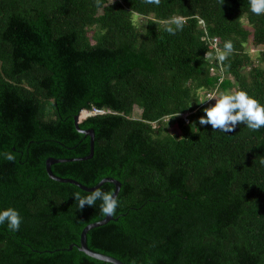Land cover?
Returning <instances> with one entry per match:
<instances>
[{
    "label": "trees",
    "instance_id": "1",
    "mask_svg": "<svg viewBox=\"0 0 264 264\" xmlns=\"http://www.w3.org/2000/svg\"><path fill=\"white\" fill-rule=\"evenodd\" d=\"M173 15L186 23L170 35L160 21ZM213 37L233 43L223 64L205 58ZM263 46L249 0H0V211L22 218L16 232L0 225V264H114L70 248L105 217L101 201L78 209L73 194L91 191L46 170L89 154L74 116L94 108L105 112L80 122L94 156L51 167L90 187L121 182L89 248L127 264H264V128L200 125L215 101L196 95L245 90L264 104Z\"/></svg>",
    "mask_w": 264,
    "mask_h": 264
},
{
    "label": "clouds",
    "instance_id": "2",
    "mask_svg": "<svg viewBox=\"0 0 264 264\" xmlns=\"http://www.w3.org/2000/svg\"><path fill=\"white\" fill-rule=\"evenodd\" d=\"M97 6L100 0H96ZM147 4L159 6L161 0H145ZM250 11L255 15L264 14V0H249ZM200 25L206 22L197 18ZM165 27L164 30L170 35H175L177 31L183 30L186 18L182 15H173L166 20L160 21ZM210 47L213 52H206V59H215L220 64L228 58L234 51L231 40H227L223 44V48L218 46L217 38L210 40ZM196 95L200 97V104L215 101L209 107L203 109L204 115L199 117L200 125H210L212 130L223 132H232L237 125L244 124L252 131H259L264 128V104H261L255 97L251 96L245 90H226L220 91L216 89L208 92L204 89L197 91ZM89 112V110H86ZM91 115V114H90ZM7 161L14 162L15 155L11 152L3 154ZM264 163V160L261 161ZM78 209L87 206H95L99 200L101 213L105 216H115L116 209L119 206L118 196L114 192H105L100 188L91 191L86 196H81L79 192L73 194ZM7 223V227L11 232L19 230L22 218L18 210L9 207L0 211V225Z\"/></svg>",
    "mask_w": 264,
    "mask_h": 264
},
{
    "label": "water",
    "instance_id": "3",
    "mask_svg": "<svg viewBox=\"0 0 264 264\" xmlns=\"http://www.w3.org/2000/svg\"><path fill=\"white\" fill-rule=\"evenodd\" d=\"M82 112V111H81ZM82 114H76L74 116V125L77 129L78 132L85 134L86 136L90 137V152L88 155L83 156V157H78V158H54V157H49L46 160V170L47 173L49 174V176L57 181H61V182H70L73 183L77 186H79L80 188H82L83 190L86 191H93L97 188H100L105 182H111L115 185V190L114 193L118 196L119 192H120V188H121V182L119 180H117L114 177H105L103 178L97 185L95 186H87L82 184L81 182H79L76 179L73 178H67V177H60L58 175H56L53 171H52V164L57 163V162H64V161H73V160H87V159H91L94 156V146H95V131L93 128H87V129H83L80 127V122L82 121ZM115 219L114 216H105L103 219L99 220V221H95L92 223H89L88 225H86L80 235V243H73L70 245V248L77 246L79 250L85 252L87 255L103 260V261H107V262H111L114 264H127L124 261L111 256V255H107L101 252H97L94 251L93 249L89 248L88 244H87V233L89 230H91L92 228L101 226L106 224L107 222H109L110 220Z\"/></svg>",
    "mask_w": 264,
    "mask_h": 264
},
{
    "label": "rangeland",
    "instance_id": "4",
    "mask_svg": "<svg viewBox=\"0 0 264 264\" xmlns=\"http://www.w3.org/2000/svg\"><path fill=\"white\" fill-rule=\"evenodd\" d=\"M141 19V17L140 16H138V15H135L134 16V20L135 21H139ZM249 46V45H248ZM264 47V46H263ZM250 52L253 54V55H256L257 53H258V51H256L255 49H251L250 50ZM82 111H86V110H82ZM104 111V110H103ZM140 110H138V109H135V111H134V116H136V117H138L139 116V114H140V112H139ZM89 112H92V111H89ZM105 112V111H104ZM81 114H82V112H81ZM92 114H95V113H92ZM88 115L86 114V112L85 113H83L82 114V119H84L85 117H87ZM183 128H186V126H184ZM190 129H195V127H191ZM178 130H182V128H176V126L174 127V128H172V132L173 133H176V131H178Z\"/></svg>",
    "mask_w": 264,
    "mask_h": 264
},
{
    "label": "built area",
    "instance_id": "5",
    "mask_svg": "<svg viewBox=\"0 0 264 264\" xmlns=\"http://www.w3.org/2000/svg\"><path fill=\"white\" fill-rule=\"evenodd\" d=\"M87 112H88V111H87ZM103 112H104V111L101 110V109L94 108V109L92 110V112H88L87 115H90V114H92V113H103ZM184 117H185L186 121L189 122V119H188L187 115H184Z\"/></svg>",
    "mask_w": 264,
    "mask_h": 264
},
{
    "label": "bare ground",
    "instance_id": "6",
    "mask_svg": "<svg viewBox=\"0 0 264 264\" xmlns=\"http://www.w3.org/2000/svg\"><path fill=\"white\" fill-rule=\"evenodd\" d=\"M85 112H86V114H88V112H87V111H82V114H83V113H85Z\"/></svg>",
    "mask_w": 264,
    "mask_h": 264
}]
</instances>
